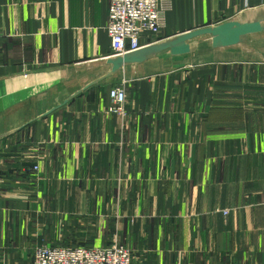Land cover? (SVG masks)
I'll use <instances>...</instances> for the list:
<instances>
[{
    "label": "crops",
    "instance_id": "1",
    "mask_svg": "<svg viewBox=\"0 0 264 264\" xmlns=\"http://www.w3.org/2000/svg\"><path fill=\"white\" fill-rule=\"evenodd\" d=\"M108 4L0 0V264H264V0H173L122 56Z\"/></svg>",
    "mask_w": 264,
    "mask_h": 264
},
{
    "label": "built area",
    "instance_id": "2",
    "mask_svg": "<svg viewBox=\"0 0 264 264\" xmlns=\"http://www.w3.org/2000/svg\"><path fill=\"white\" fill-rule=\"evenodd\" d=\"M106 30L110 39V53L122 56L139 49L140 38L159 34L166 27V14L173 0H108ZM107 112L121 115L126 100L125 88L109 90ZM32 170L38 171V165ZM132 250L117 241L106 246H49L34 249L32 264H131Z\"/></svg>",
    "mask_w": 264,
    "mask_h": 264
}]
</instances>
